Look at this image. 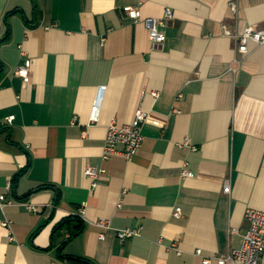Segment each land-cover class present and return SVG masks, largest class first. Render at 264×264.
<instances>
[{
  "label": "crops",
  "instance_id": "1",
  "mask_svg": "<svg viewBox=\"0 0 264 264\" xmlns=\"http://www.w3.org/2000/svg\"><path fill=\"white\" fill-rule=\"evenodd\" d=\"M125 7L170 10L165 41ZM245 27L264 30V0H0V264H202L198 249H239L246 210L264 212V46L242 57L224 35ZM26 62L28 84L14 75ZM138 109L141 149L102 161L109 124ZM87 168L105 170L94 191ZM127 228L140 236L120 242Z\"/></svg>",
  "mask_w": 264,
  "mask_h": 264
},
{
  "label": "built area",
  "instance_id": "2",
  "mask_svg": "<svg viewBox=\"0 0 264 264\" xmlns=\"http://www.w3.org/2000/svg\"><path fill=\"white\" fill-rule=\"evenodd\" d=\"M124 12L133 22H141L143 24L152 44H162L165 41L166 37L164 34V28L166 22L173 17L170 10H165L161 18H142L140 10L135 7H125ZM224 35L233 37L237 40L236 52L242 57H245L250 53V44H253L256 47L264 46V30H255L252 27H245L239 35H235L225 29ZM14 75L17 78H20L24 84H28L30 82L29 63L26 62L23 65H19L16 68ZM152 96L156 98L158 93H152ZM13 119V116L8 117L6 123L11 124ZM147 121L148 114L143 110L138 109L135 111L133 121L130 124H109L101 155L102 161H107L112 157H121L126 162L132 160L143 144L144 138L141 134V129ZM184 145L191 150H195L194 147L189 146L188 140L185 141ZM119 148H121V150H119ZM104 174L105 170L102 168H87L83 172V175L91 180L92 191L97 188L98 178ZM191 176L190 172L183 171V177L188 178ZM223 193L228 196L231 194L229 179L225 180L223 184ZM121 202L122 201L120 200L118 204L119 207ZM5 204L9 205L11 203L6 201L4 195H0V207L2 208ZM26 208L33 212L37 211L36 208L31 206H26ZM82 214L83 208L78 209L77 216L80 217ZM180 214V208H176L173 212V217L179 218ZM245 220L248 227L242 236L239 249L230 250L225 256L212 257L203 255L202 251L198 249L195 251V256L202 259V264H264V212L255 209H248L245 212ZM1 225L5 228L8 227L7 222H3ZM97 225L104 230L110 228L107 220H99ZM236 233L237 230H230V234ZM139 236V229L127 228L115 232V237L120 242H125ZM98 238L99 240H104L105 236L100 234ZM9 240H13V238L10 236Z\"/></svg>",
  "mask_w": 264,
  "mask_h": 264
},
{
  "label": "trees",
  "instance_id": "3",
  "mask_svg": "<svg viewBox=\"0 0 264 264\" xmlns=\"http://www.w3.org/2000/svg\"><path fill=\"white\" fill-rule=\"evenodd\" d=\"M21 174H22V172H21ZM21 174H19V175L16 177V179H17ZM43 189L54 190V188H53L52 186H44V187H42V188H39L38 191L43 190ZM57 203H58V196L55 198L54 205H57ZM74 219H75V221H76V220L79 221L78 216H77L76 218H74ZM79 223H80V221H79ZM81 231H82V224H81L80 226L76 227V229L74 230V232L70 235V238L76 237L77 235H79V234L81 233Z\"/></svg>",
  "mask_w": 264,
  "mask_h": 264
}]
</instances>
